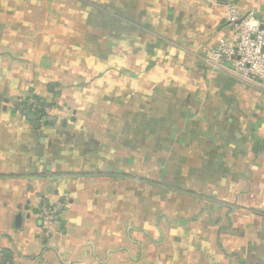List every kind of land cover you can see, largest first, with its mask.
I'll return each instance as SVG.
<instances>
[{
    "label": "crops",
    "instance_id": "1",
    "mask_svg": "<svg viewBox=\"0 0 264 264\" xmlns=\"http://www.w3.org/2000/svg\"><path fill=\"white\" fill-rule=\"evenodd\" d=\"M230 1L264 23V0H0V264H264V86L207 60ZM142 102L164 138L129 133Z\"/></svg>",
    "mask_w": 264,
    "mask_h": 264
},
{
    "label": "built area",
    "instance_id": "2",
    "mask_svg": "<svg viewBox=\"0 0 264 264\" xmlns=\"http://www.w3.org/2000/svg\"><path fill=\"white\" fill-rule=\"evenodd\" d=\"M227 23L233 27L234 36L221 37L214 43L207 55L209 63L215 66L233 65L232 73L244 82L264 86V23L254 12L239 13L233 3H225ZM37 109L36 103L33 104ZM57 210L43 207L41 211L43 227L50 231L54 227Z\"/></svg>",
    "mask_w": 264,
    "mask_h": 264
},
{
    "label": "trees",
    "instance_id": "3",
    "mask_svg": "<svg viewBox=\"0 0 264 264\" xmlns=\"http://www.w3.org/2000/svg\"><path fill=\"white\" fill-rule=\"evenodd\" d=\"M29 100V99H28ZM33 101L36 102L38 108L37 110H44L45 105H43L39 99H35L33 97ZM31 102V101H30ZM144 107H135L132 106V110L129 112H134V116H130L127 120V128L129 129V133L137 132L143 134V138H150L160 140L165 136H162L158 133H162L163 130H166L167 127L162 125L163 120V113L160 110V105H151L147 106L145 102H142ZM28 105V104H27ZM142 105V104H141ZM34 106V105H33ZM31 104L28 105V108L31 110ZM158 107V109H157ZM165 112V111H164ZM137 130V131H136ZM133 131V132H130ZM155 133V134H152ZM146 135H148L146 137ZM131 137H129L130 139Z\"/></svg>",
    "mask_w": 264,
    "mask_h": 264
},
{
    "label": "water",
    "instance_id": "4",
    "mask_svg": "<svg viewBox=\"0 0 264 264\" xmlns=\"http://www.w3.org/2000/svg\"><path fill=\"white\" fill-rule=\"evenodd\" d=\"M27 114V113H26ZM28 119L33 122L34 127L40 128L41 127V121L43 120V117L45 114L40 115H34L32 113H28ZM59 213H62V209L59 210Z\"/></svg>",
    "mask_w": 264,
    "mask_h": 264
}]
</instances>
